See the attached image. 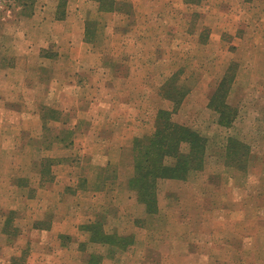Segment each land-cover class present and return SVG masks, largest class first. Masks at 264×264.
<instances>
[{"label": "rangeland", "instance_id": "1", "mask_svg": "<svg viewBox=\"0 0 264 264\" xmlns=\"http://www.w3.org/2000/svg\"><path fill=\"white\" fill-rule=\"evenodd\" d=\"M263 2L200 0L198 5H189L195 2L184 0L185 8L183 5L181 9L176 7L166 25V29L170 28L169 33L161 34L167 41L163 44L147 42L142 48L147 58L165 62L164 67L155 65V75L149 71L151 67L145 66L141 70L145 74L141 80H150L143 81L148 87L147 92L153 93L152 86L160 87V96L150 97L147 102V106L159 110L156 114L154 111L145 114L148 119L142 121L146 125L143 128L125 135L118 132V145L124 143L122 149L118 146L122 160L108 167L106 172L108 178L118 177V183L110 194L104 192L98 211H79L75 217V235L73 238L62 235L61 246L58 239L30 229L33 217H27L19 207L26 202L35 203L33 200L26 199L22 193L4 195L5 199H0V264H14L13 259L18 260L21 256L23 260L18 264H264V127H261L262 122L259 123L264 120V80L259 77L264 66ZM16 4L17 0H0V30L13 20L10 11L17 9ZM130 6L128 1L119 5L126 11ZM95 18L102 19L96 16L90 19ZM82 20L84 18L77 19L78 26L83 24ZM108 20L103 19V22ZM25 21L29 23L27 18ZM132 24L136 25V20L130 16H118V34L106 31L101 25L95 41L98 44L93 49L94 54L104 56L107 69L104 75L113 73L118 80L129 79L131 66L122 62H130L136 49L122 42L123 35L128 33L120 32V27H127L130 38ZM27 33L36 44L47 39L45 36L39 39L31 28ZM114 40L118 47L113 46ZM233 63L237 64V69L226 105L235 108L237 115L231 126H224L220 123L219 114L210 109L209 104L226 73L235 69V65L232 69ZM173 76L177 79L174 87L180 88L176 92L179 104L161 97L162 88ZM118 84L123 88L126 86L123 81ZM160 98L171 103H162ZM195 107L198 112L194 111ZM160 111L171 112L173 122L197 131L207 146L204 166L190 171L185 180L173 179L171 196L162 198L158 192V212L148 214L136 194L127 188V181L133 168V141L155 132ZM71 119L74 123L76 115L72 114ZM49 123L42 127L31 122L30 129L13 128L7 136L10 148L16 151V180L25 174L36 185L40 179V186L44 189L40 200L46 201L45 206L52 207L56 196L47 188L55 180L53 174L57 166L66 165L58 163L60 158L74 154L76 150L74 141L68 147L59 141L61 138L70 141L80 131L59 130ZM17 137L22 138L18 146L14 145ZM231 140L241 143L244 148L239 151L241 157L232 155L233 161H227ZM33 143L36 148L43 145L42 151L34 150ZM26 144L27 150H22ZM181 149L188 153L189 146L182 144ZM71 159L76 162L75 157ZM167 163L171 165L175 160L169 159ZM40 172H43L42 177ZM124 179L127 194L120 186ZM178 184H189L182 188L181 198L175 193ZM11 196H15L14 199ZM84 198L89 202L90 196L85 195ZM53 213L49 209H41L36 214L43 218V227L53 219ZM8 214L14 221L11 227L3 221L4 215ZM120 217L124 220L120 221ZM96 220H101L109 233L134 234L135 245L127 250H118L91 243L89 234L84 235L81 227L87 221L94 223ZM110 250L112 256L109 255Z\"/></svg>", "mask_w": 264, "mask_h": 264}, {"label": "crops", "instance_id": "2", "mask_svg": "<svg viewBox=\"0 0 264 264\" xmlns=\"http://www.w3.org/2000/svg\"><path fill=\"white\" fill-rule=\"evenodd\" d=\"M123 1L131 3L129 11L119 7ZM189 1L195 2L189 5H198L200 2ZM16 5L17 9L10 11L13 20L0 30V199H5L6 194L22 193L26 199L33 200L35 203L26 202L27 204L23 203L19 207L23 214L27 213V217H33L30 229L34 233L58 239L61 246L64 236L73 238L75 235V217L79 211H98L102 206V195L108 192L110 194L118 183V177L108 178L106 173L108 167L122 160L118 146L122 149L124 143L118 145V132L125 135L126 132L143 128L146 125L142 121L148 119L146 115L158 112L159 109L155 111V108L147 106V102L150 97L160 96V87L152 86L153 93L147 92L148 87L143 81L150 80H141L145 77L141 70L145 66L151 67L148 69L155 75V65L164 67L165 62L147 58L146 52L142 53V48H145L144 43L147 42L163 44L167 41L161 34L169 33L170 28L166 29V25L170 16L174 15L176 7L181 9L183 5L185 8L186 4L184 0H17ZM102 5L110 8L106 10ZM91 16L102 19H90ZM118 16H130L136 20V25L130 26V38L127 27H120V32L128 33L123 35L122 42L134 47L136 53L131 56L130 62H122L131 66L129 79L119 80L113 73L104 75L107 70L104 56L94 54L93 49L98 44L95 41L101 25L106 31L112 30L118 34ZM26 18L29 20L28 24ZM79 18H84L80 26L77 23ZM106 18L109 20L103 22ZM32 22L34 24L28 26ZM25 24L27 26H23ZM30 28L39 39L43 36L47 39L38 44L32 42L26 35ZM113 46L118 47V42L114 40ZM259 77L264 80V66ZM121 81L126 83L124 88L118 84ZM160 101L171 103L164 98H160ZM194 109L197 111V107ZM72 114L76 115L74 123ZM31 122L42 127H47L50 122L59 130L80 131L70 141L63 138L59 141L66 147L72 146L74 141L76 150L74 154L60 158L58 163L64 162L66 165L62 163L57 166L53 174L55 180L47 188L56 196L52 207L45 206L46 201L40 200L44 190L40 186V179L38 184L33 185L28 180L29 176L20 175L16 180L14 175L17 172L14 162L16 151L15 148H10L7 134L13 128L30 129ZM260 122L261 127H264V120ZM41 135L40 133L39 136ZM21 140L20 137L15 138L14 145L18 146ZM38 146L32 148L42 151L43 145ZM27 148L26 144L22 150ZM71 157H75L76 162ZM34 160L37 158L34 157ZM129 173L128 177L131 178L134 169ZM39 175H43V172ZM173 183L174 180L168 179L158 182V192L162 198L171 196ZM120 186L127 194L125 179L123 183L120 182ZM185 186L189 184L177 185L175 193H178L179 198ZM85 195L90 196L89 202L83 199ZM14 197L11 196V199ZM41 209L54 212L47 227L41 225L45 223L43 218L36 215ZM10 215H4L5 225L7 222L14 224ZM123 220L124 217H120V221ZM88 223L90 222L87 221L84 225ZM77 227L80 230V226ZM82 232L88 235L85 231ZM135 243L134 240V245Z\"/></svg>", "mask_w": 264, "mask_h": 264}, {"label": "trees", "instance_id": "3", "mask_svg": "<svg viewBox=\"0 0 264 264\" xmlns=\"http://www.w3.org/2000/svg\"><path fill=\"white\" fill-rule=\"evenodd\" d=\"M102 8L109 9L108 5ZM235 65V69H234ZM237 64L233 63L232 72H227L221 81L210 101V109L220 116L222 125L231 126L234 122L237 110L227 106V96L231 84L235 78ZM176 77L168 80L167 85L162 88L164 98L179 104V87L176 86ZM182 144L189 146L188 153L181 149ZM206 140L197 131L180 125L172 120V113L160 111L155 122V132L152 135H145L135 138L131 147L133 156L134 174L127 181V188L136 194L137 200L141 203L148 214L158 212V181L161 179L185 180L192 170H199L204 166L206 153ZM244 146L237 141H230L228 146L227 161H233L232 155L242 152ZM242 156V155H238ZM175 160V163L168 164L167 160ZM236 159V156H235ZM6 226L11 227L7 222ZM90 236V242L106 245L118 250H127L134 245L135 237L132 235H122L109 233L105 224L101 220L94 223L85 224L81 228ZM112 256V250L109 251ZM23 256L13 259L14 264L22 261Z\"/></svg>", "mask_w": 264, "mask_h": 264}]
</instances>
